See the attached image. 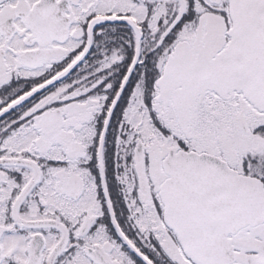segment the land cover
<instances>
[{"label":"snow or ice","instance_id":"snow-or-ice-1","mask_svg":"<svg viewBox=\"0 0 264 264\" xmlns=\"http://www.w3.org/2000/svg\"><path fill=\"white\" fill-rule=\"evenodd\" d=\"M0 264H264V0H0Z\"/></svg>","mask_w":264,"mask_h":264}]
</instances>
